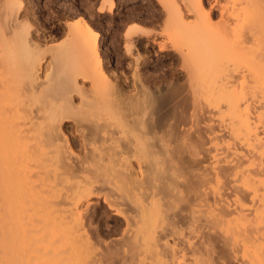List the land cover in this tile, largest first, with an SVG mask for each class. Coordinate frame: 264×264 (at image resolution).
Returning <instances> with one entry per match:
<instances>
[{
  "label": "bare ground",
  "instance_id": "1",
  "mask_svg": "<svg viewBox=\"0 0 264 264\" xmlns=\"http://www.w3.org/2000/svg\"><path fill=\"white\" fill-rule=\"evenodd\" d=\"M195 2L198 9L203 7L201 0ZM232 2L234 6L242 5V8L234 7L232 11L242 27L246 25L243 28H250L256 38L264 39V0H232ZM14 5L12 0L6 5L7 9L6 6L4 7L6 9H4L6 11H4V16L14 13L16 8ZM179 16L175 18V21L179 20ZM0 21V264H99V262L100 264H115L114 259L120 255L118 251L122 248L119 247L118 250L113 247L112 252L109 251L110 249L107 250L106 256L96 262L93 258L95 248H93L91 238L88 237L86 231L82 230L84 225L79 208L85 199L96 192L100 194L105 192L106 200L116 208V214L126 219L128 231L132 232L128 240L124 238V246L128 244V247L126 246L128 252L129 248L132 251L141 246H151L155 249L149 257L153 260L152 264L158 261L161 263L162 260L168 258L165 253L170 257L169 251L163 249L166 247L160 243L169 238L168 236L180 235L182 229L177 228L181 226L179 223L187 224L186 220L181 221L180 219H183L180 217L182 214L180 205H183L187 199L191 200L188 194L195 197L197 195L195 193L209 183L207 181L205 183L204 179H200L201 182L196 181L194 174H189V177L192 176L194 180L189 178L191 180L188 179L186 182L187 178L185 179L189 169L193 168L190 165L188 169L187 164L189 165L190 161L187 160L192 157L194 163L195 155H199L196 147L199 148L202 142L198 138L202 139L204 135L201 134L200 137L197 136L198 138L194 139L195 136L193 137L192 134L190 136L187 131L188 136L185 132L184 135L178 132V124L186 123L184 121L189 113L187 110L191 102L184 99L178 100L181 88L175 86V81L179 79L177 73H166V71V83L162 86L158 84L155 76L148 77L149 85L141 76L135 75L138 80L135 79L132 91L127 90L128 88H124L125 82L116 80L117 77H114L113 81L114 78L111 79L103 69L101 70L103 61L98 40L102 36L99 32L94 33L90 24L85 19H81L83 29L79 31V36L75 35L76 40L72 35L75 40V43L72 42V47L74 48L77 44L76 53L82 52L83 56L79 55L78 58L83 57L84 60L79 61L80 63L84 61L86 63L88 58L90 62L95 61L94 58L98 59L99 72L106 83L107 93L105 91L106 94L103 95L100 92L104 99L102 96L99 98L100 94L94 92L95 90L91 92L97 96L94 95V97L90 92L87 95L78 83V75L84 78L89 75L91 68L88 63L90 62L87 60L86 65L84 63L85 67L83 69L80 67L82 73L70 75L68 64L71 62L67 63L66 54L63 55L62 52L56 51L53 55L54 68H52L55 70H52L54 73L51 71L53 74L50 76L46 75L48 78L46 80L49 81L46 85H43L45 82L38 84L36 81L38 68L41 65V59L43 60L42 57L48 52L45 53L41 48V50L37 49L39 47V45L36 46L37 44L34 45L36 48L31 46L30 39H28L30 27L25 25L24 21L23 26L19 25L21 22L16 23L20 26L16 29L17 32L14 28L12 29L14 32L11 31L7 27V22L3 24V20ZM8 29L10 34H8ZM254 36L252 37L257 40ZM239 40V46L242 47L241 44L244 41L241 38ZM76 46L74 50L77 49ZM164 47L166 46L161 45V49ZM67 49L64 50L65 53ZM128 50L130 52L132 48ZM211 66L213 67L214 64ZM257 66V70L264 73L263 60L259 61ZM93 68H96L95 65ZM211 69L210 72H212ZM69 71L71 73V70ZM260 76L258 81L261 79ZM263 79L262 76L261 83ZM74 93L81 95L78 105L75 103ZM193 104L196 107L197 101ZM196 117H193L195 121L198 120ZM71 123L74 124L72 136L81 138H79L81 150L75 158L69 155L68 157L67 153L63 152L68 149L66 150L64 145V147L59 145V129ZM195 123L199 124V121ZM233 126L234 140L248 141L251 144L250 141L258 137L254 133L255 127L253 128L247 120L238 122V124L233 122ZM209 132L207 129V135ZM184 136L190 138L189 141L187 138V143ZM67 139L69 138L66 137ZM256 140L260 141L258 138ZM67 142L69 143V140L66 144ZM185 152L190 155V159L183 157ZM134 162L137 163L139 171L135 169ZM241 162L237 163L238 166L226 168L223 173L228 177L239 176L241 173L243 175L241 184L244 191H241L242 199H237L240 214L237 211L228 213L231 211L227 209L219 211L214 224L218 223L219 226H217L222 227L221 230L223 229L224 233L231 236L234 241L233 245L239 243V246H242L240 250L243 251L250 264H264V198H262L264 188L260 187L264 184L260 185L263 181L259 180L262 182L259 183L255 179L257 174H251L250 170L243 166V161ZM242 167L246 169L241 171ZM193 171L195 172L194 169ZM181 179L185 183H181ZM262 189L263 195L261 194ZM247 197H251L252 202L260 201L259 205L253 202L252 205L257 208L253 207L255 209L253 210L251 206L253 211H250V208V213L245 212V205H243V200ZM245 203H247L246 200ZM183 209L185 211L186 208ZM187 210L189 211V206ZM245 213L247 215H244ZM231 214L239 216L235 215L236 218ZM182 216L186 217L183 214ZM120 242H117L116 246L120 244L122 247L124 243ZM162 249L163 252L166 251L164 254ZM171 250L176 251L174 248ZM137 254L134 257L129 256L132 262ZM175 254L174 252L173 255ZM123 256L129 261L128 256ZM143 264H147L146 261H143Z\"/></svg>",
  "mask_w": 264,
  "mask_h": 264
},
{
  "label": "rangeland",
  "instance_id": "2",
  "mask_svg": "<svg viewBox=\"0 0 264 264\" xmlns=\"http://www.w3.org/2000/svg\"><path fill=\"white\" fill-rule=\"evenodd\" d=\"M9 1L5 0L4 2V0H0V20H3L2 23L7 22V27L14 32L12 29L14 28L16 31L21 24L23 26L24 21V24L30 27L28 39H30L31 46L36 48L34 45L37 44L36 46L39 45L37 49L41 48L45 53L48 52L46 54L43 52V60L41 59V65L38 68L39 71L36 77L38 84L45 82L43 85H46L49 81L46 80L48 79L46 75L50 76V74L54 73L52 71L55 70L53 69V55H55L56 51L62 52L63 55L66 54L67 63L71 62L68 64V74L78 75L82 73L81 71L85 67L87 60L89 61V58L86 60V63L84 61L85 65L84 63H80L84 60L83 57L78 58L79 55L83 56L82 52L78 51L80 53H76V50H78L77 44L74 45V48L76 46L77 49L74 50L72 47L77 38L75 35H78L79 31L83 29L80 23L81 19H85L90 24L94 33L99 32L102 36L100 38L101 41L98 40V45L101 49L99 51L101 52L103 61L101 70L103 69L111 79L117 77L116 80L125 82L124 88H128L127 90L132 91L131 89L135 85L134 82L138 80L136 76H141L145 82L147 81L146 84H149L148 77L155 76L158 84L162 86L166 83V71V73H177L179 79L175 81V86L180 87L183 93L180 92L182 96L179 94L178 100H189L190 104H192H189V109L187 110L189 113L186 111L188 114H186L187 118L184 121L186 123L178 124V132L184 135L187 131L190 136H195L194 139L197 136L200 137L201 134L204 135L202 139L197 137L199 141L202 140L200 142L203 143V146L200 143L201 148H199L201 150L196 147L199 155L194 154L196 157L194 158L195 164L192 161L193 158L191 157L190 159V155L186 153L187 151L183 155V157L190 159H186L188 162L190 161L189 165L187 164L188 169L191 166L193 167L189 171L187 170L189 173H186L185 179L187 178L186 182H188L187 180L192 177L191 175L189 177V174H194L193 176H196V181L204 179L205 183H209L206 186L199 187L200 189L195 193L197 194L195 197L188 194V198L190 197L189 199L191 200H187L191 201L190 204L187 200L185 203L183 202L184 204L181 203L183 205L179 206L181 208L180 211L186 217L181 214L180 217H183V219H180L181 221L186 220L187 224L185 222V225L183 222L179 223L181 226H177V228L182 229L180 235L176 237H172V235L168 236L169 238L160 243L166 247L163 249L169 251L167 252L170 253V257L162 249V253H165L168 258L164 256L166 259L162 257L165 260H162L161 263L159 261L154 262H156L155 264H248V258L240 250L242 246H239V243L238 245H233L234 241L231 239V236L224 233L225 231L221 230L222 227H218V223L214 224L219 211L222 212L227 209V211H231L228 213H235L237 211L240 214V205L237 203V199H242L241 191H244L241 184V176H243L241 175V171H244L246 168L249 169L251 174H257L255 179L259 183L263 181L260 185L264 184V79L263 83H261L264 73L262 70V72L257 70L259 61L263 60L264 64V39L256 38L250 28H243L246 25L242 27L241 22L232 13L234 7L240 9L242 5L236 4L234 6L232 0H201L203 5L201 10L196 7V0H13L15 5L20 7L14 5V8L16 7L14 15L4 16V11L7 9L6 5L11 3L12 0ZM10 5L13 6L12 4ZM5 6L6 9L4 8ZM2 15L4 17H1ZM177 15L179 16V20L176 21L179 23L175 21V18L177 19L178 17ZM3 18L7 19V21ZM18 22L21 23L19 24ZM174 23L176 24L174 25ZM9 29L8 34H10ZM252 36L259 41L255 40ZM240 38L244 41L241 44L242 47L239 46ZM161 45L166 47L161 49ZM127 48H132V50L129 52ZM66 49L67 52L65 53ZM253 53L254 55H252ZM65 56L63 57L64 59ZM255 57L257 58L255 59ZM94 60L93 62L91 61L92 63L90 61L88 63L92 75L88 72L89 75L87 74V78L85 77L88 80L78 75V83L81 88L83 87L87 95H89V92L92 93L95 90L94 92L100 94L99 98H102L107 93L106 83L100 75L98 59L94 58ZM248 61L250 62L248 63ZM206 62L208 63L206 64ZM244 62L247 64H244ZM71 64L73 69L71 68ZM213 64L214 66L212 67L211 65ZM94 65L96 68H93ZM210 68H212V72H210ZM69 70H71V73ZM216 70L218 72H215ZM259 72L262 76H260ZM259 76L261 77V82L258 81ZM101 82L105 85L101 84ZM92 94L93 96L95 95L94 93ZM75 95L76 93L73 94L76 98L75 103L78 105L81 95ZM90 98L92 99V97ZM194 100L197 101L196 107L194 106L196 103L193 104V102H196ZM236 109L238 110L236 111ZM192 116H197L196 119L198 120L195 121ZM246 120L251 123L252 127H255H253L254 133L260 139V141L258 140L259 142H257V138L255 139L254 136V140H252L255 143L251 140V144L248 141L239 142L238 140H234L235 138L232 135L233 122L238 124V122H245ZM198 121L199 124L195 123ZM73 126V123L67 124L61 127L59 129L61 133H58L60 134L59 145H64L65 147H63L66 150L68 149V152H63H66V155H69L71 158L77 157L78 151L81 150V138L79 136L77 138L72 136ZM207 129L208 132L210 129L212 131L208 135ZM195 130H198L199 133L195 132ZM64 136L69 138L67 139L69 143L67 142L66 144L67 140ZM187 138L184 136L186 143ZM197 143L199 144V142ZM198 144H195V146H198ZM70 146L72 149L69 148ZM195 149H193L194 153ZM241 161H243V166L246 168L242 167L243 170L240 171L241 174L239 176L228 177L223 175L226 168H231L234 165L238 166L239 164L237 163ZM136 164L134 162L135 169L137 168V171H139ZM198 177L200 178L197 180ZM181 180V183L184 182L183 179ZM260 187L264 188V185ZM262 192L263 189L261 190V194ZM96 193L85 199L83 205L79 208V213H81V217L83 218L82 224L84 225L82 226V230L86 231L88 237L91 238L93 248H95L93 253L95 261L98 262L101 257L106 256L107 250L110 249L109 251L112 252L111 248L115 247L118 249L120 247L122 249L118 251L120 255L114 259L115 264H143V261H146L147 264H152L153 260H150L149 257L155 252V249L151 246H141L132 251L129 248L128 252V244L126 245L127 247L124 246V238L128 240L129 236H132V232L128 231L129 227H127L126 219L116 214V208L111 206L108 200H106L105 192L103 194ZM191 195L194 194L192 193ZM192 197L193 199L195 198L194 201H192ZM251 197H247L248 200L245 199L247 203L243 200V205L246 208L243 207L246 210L245 212L248 211L247 213H250L251 206L252 208H257V206L252 205L253 202L257 204L260 202L255 200L259 199L256 197L253 199L255 201L252 202ZM187 206H189V211L187 210ZM183 208H186L185 211ZM252 208L250 211L255 210L254 208L252 210ZM247 213L244 215H247ZM235 215L239 216L238 214H234L232 217ZM220 216L222 215L220 214ZM248 216L251 215L248 214ZM232 217L231 219L235 220ZM222 218L225 219L224 217ZM120 241L124 243L123 246L121 247L120 244L116 246V243ZM115 248L114 252H116ZM170 248L176 250H173L176 253L175 256ZM135 254H137L136 259L134 258L132 262L131 257H134ZM123 255L128 256L127 258L131 255L129 261ZM118 260L119 262H117Z\"/></svg>",
  "mask_w": 264,
  "mask_h": 264
}]
</instances>
